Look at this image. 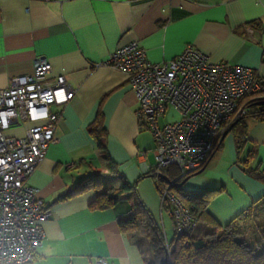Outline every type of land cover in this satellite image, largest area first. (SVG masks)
<instances>
[{"label":"crops","instance_id":"0c3cea01","mask_svg":"<svg viewBox=\"0 0 264 264\" xmlns=\"http://www.w3.org/2000/svg\"><path fill=\"white\" fill-rule=\"evenodd\" d=\"M135 39L152 62L172 59L192 45L214 62L249 66L264 80V0H0V88L14 76L31 74L34 60L45 57L50 78L64 75L76 90L68 103L53 107L61 114L55 140L25 181L38 189L51 213L33 264H98V259L152 264L145 229L129 233L118 225L134 212V191L112 208L93 210L94 174L101 175L105 191L124 179L136 183L135 192L166 240L174 239L172 217L162 209L151 175L156 164L152 133L140 128L139 103L127 75L104 64L119 45ZM98 112L105 151L89 132ZM177 117L169 109L162 122ZM29 125H13L6 134L21 137ZM224 140L203 171L183 186L184 191L223 189L207 204L222 225L217 233L264 194V183L244 168L264 167V122L247 120L240 154L232 132ZM213 230L205 224L195 234Z\"/></svg>","mask_w":264,"mask_h":264},{"label":"built area","instance_id":"2783aa9c","mask_svg":"<svg viewBox=\"0 0 264 264\" xmlns=\"http://www.w3.org/2000/svg\"><path fill=\"white\" fill-rule=\"evenodd\" d=\"M104 64L127 75L139 103L140 128L149 130L155 141L151 174L161 187V207L168 203L177 236L192 235L199 218L171 186L208 162L219 138L246 112L238 107L239 100L264 89L263 78L249 66L214 62L192 45L172 59L152 62L136 39L119 45ZM50 71L48 60L37 57L31 74L14 76L0 88V264L31 262L51 215L38 189L25 181L55 140L61 114L53 107L68 103L76 90L64 75L50 78ZM169 109L178 117L162 122ZM24 122L30 125L23 136L6 134ZM167 166H175L179 174L165 184ZM173 246L166 240L169 257ZM97 263L107 264L105 259Z\"/></svg>","mask_w":264,"mask_h":264},{"label":"trees","instance_id":"16d2710c","mask_svg":"<svg viewBox=\"0 0 264 264\" xmlns=\"http://www.w3.org/2000/svg\"><path fill=\"white\" fill-rule=\"evenodd\" d=\"M238 107H244L246 112L232 124L230 132L235 136L238 154H240V150L244 147L247 139V120L264 122V89L251 95H244L239 100ZM89 132L96 140L98 149L105 151L106 130L100 112L97 113L96 119L89 126ZM223 143L224 139L221 136L216 143L214 152L219 150ZM251 154L250 152L249 156ZM106 161L107 167L113 170L115 165L108 156ZM241 163L244 164L238 159V164ZM206 164L207 162L200 169L205 168ZM244 168L250 175L264 183V167L249 168L245 166ZM178 174L175 166H167L163 169L165 177H162V182L166 184V179L175 180ZM92 177L95 179L96 195L89 206L93 210L112 208L128 192L134 191V212L128 218L119 219L118 225L123 232H133L138 228L139 220H142L146 227L149 247L153 257L152 264H160L166 257V238L161 227L155 222L153 216L135 192L136 183L131 184L124 179L119 187L105 191L101 190L104 183L101 175L94 174ZM186 178L176 179L171 189L188 206L193 207L199 221L205 222L214 230L212 234L207 235L193 233L189 236H177L175 234L174 239L171 241L174 246L168 264H264V221L260 224L256 223L253 232L254 238L242 237L243 232L239 228V223L255 221L264 214V194L227 223L223 231L217 233V229L221 228L222 225L208 211L207 204L223 189L211 188L184 191L183 186L186 183ZM157 187L160 190V185L157 184ZM70 194L67 193L61 196V199L70 196ZM168 209V203H166L164 210L168 211ZM34 259L27 264H33Z\"/></svg>","mask_w":264,"mask_h":264},{"label":"rangeland","instance_id":"374dc122","mask_svg":"<svg viewBox=\"0 0 264 264\" xmlns=\"http://www.w3.org/2000/svg\"><path fill=\"white\" fill-rule=\"evenodd\" d=\"M224 143H225V140H224ZM216 159H218L219 160V158H216ZM165 217H167L166 216V214H165ZM262 221H264V214L261 216V217H259V218H257L255 221H250V222H246V223H239V228L241 229V231L243 232V234L241 235L242 237H245V238H247V237H253V235H254V231H255V226H256V223H258V224H260ZM205 222H199L198 223V226H197V228L195 229V232L197 231V229L198 230H200V229H203V228H205ZM163 225V224H162ZM143 228L145 229V232H146V227H145V225L143 224V221L142 220H139V226H138V228L135 230V231H133V232H136V231H140V232H142L143 231ZM194 232V233H195ZM129 233H132V232H129ZM146 235H147V233H146ZM165 235H166V233H165ZM170 237H171V235H169ZM254 238V237H253ZM166 257L168 258V262L170 261V257H169V255H168V252H167V250H166ZM151 259H153V257H151Z\"/></svg>","mask_w":264,"mask_h":264},{"label":"water","instance_id":"95a60500","mask_svg":"<svg viewBox=\"0 0 264 264\" xmlns=\"http://www.w3.org/2000/svg\"><path fill=\"white\" fill-rule=\"evenodd\" d=\"M231 126H232V125H231ZM230 130H231V127H230L228 130H226V131L224 132V134L222 135V139L225 138V136L230 132ZM203 169H204V168L200 169L199 171H197V172L194 173V174H198V173L202 172ZM163 177H165V176L163 175ZM188 178H189V177H187L185 181H187ZM166 180L169 181V179H166ZM160 264H168V258L165 257V258L160 262Z\"/></svg>","mask_w":264,"mask_h":264}]
</instances>
